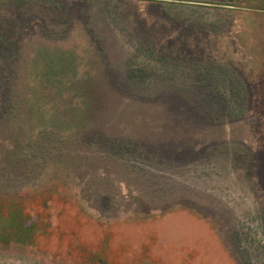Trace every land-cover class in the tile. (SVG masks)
Masks as SVG:
<instances>
[{"label": "rangeland", "instance_id": "obj_1", "mask_svg": "<svg viewBox=\"0 0 264 264\" xmlns=\"http://www.w3.org/2000/svg\"><path fill=\"white\" fill-rule=\"evenodd\" d=\"M0 264H264V0H0Z\"/></svg>", "mask_w": 264, "mask_h": 264}]
</instances>
